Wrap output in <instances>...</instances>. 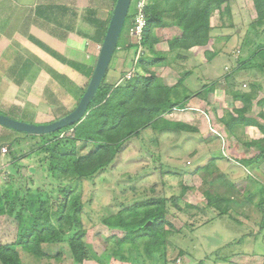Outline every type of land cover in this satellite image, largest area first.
Here are the masks:
<instances>
[{"label": "rangeland", "instance_id": "obj_1", "mask_svg": "<svg viewBox=\"0 0 264 264\" xmlns=\"http://www.w3.org/2000/svg\"><path fill=\"white\" fill-rule=\"evenodd\" d=\"M226 5L230 6L228 11L222 14L216 10L211 16L210 42L195 52L170 49L168 40L178 31L175 27L155 28L156 52L140 46L133 68L121 76L118 68L121 59H117L112 68L119 53L116 51L108 70L107 78L111 83L124 85L142 71L154 74L163 85L176 86L172 95L175 100H184L189 95L186 107L173 108L163 117L187 123L194 130L146 126L138 137L125 143L116 161L92 177L81 179L67 174L56 176L49 158L51 151L43 148L47 142L70 136L73 131L41 137L5 128L1 135L4 139L24 136L31 141L20 147L18 141L12 145L14 152H18L17 158L4 146V164L0 160L2 190L24 176L30 193L42 191L50 202L66 187H73L80 195L84 206L81 213L85 229L83 241L89 252V258L82 264H135L140 254L143 264H264V228L261 229L264 203L259 202L256 183L239 181L244 171L235 159L245 153L240 151L233 132L218 120L224 110L241 104V99L233 100L235 91L250 93L256 100L264 98L263 71L250 64L246 65L245 72L238 69L241 62H248L252 52L264 46V22L258 23L253 0H228L223 7ZM131 10L132 5L129 15ZM128 21L129 16L122 37ZM143 33H131L132 41L140 42ZM206 86L213 89L208 91ZM248 106L245 114L250 116L254 102ZM67 113L69 111L63 110L54 113L51 109L49 121L33 123H48ZM76 145L79 155L96 148L93 142L85 140H77ZM245 191L251 192L249 197L245 196ZM207 192L213 197L211 205ZM163 198L167 200L165 210L169 223L164 226L162 246H156L153 236L119 245L118 238H122L124 232L104 224L109 218L114 221L120 211ZM148 224L153 225V222ZM17 234V220L10 215L0 216V243H13ZM149 245H153L154 250L148 252ZM43 247L44 257L19 248L23 264H76L67 242L48 243Z\"/></svg>", "mask_w": 264, "mask_h": 264}, {"label": "trees", "instance_id": "obj_2", "mask_svg": "<svg viewBox=\"0 0 264 264\" xmlns=\"http://www.w3.org/2000/svg\"><path fill=\"white\" fill-rule=\"evenodd\" d=\"M225 3L228 4V0H148L145 8L148 23L140 42H134L126 47L132 52V59L128 61L126 67L133 68L140 46L148 48L152 53L156 52L154 45L158 38L153 33L155 28L176 27L181 31L177 35H172L168 40L171 50H189L194 46L207 45L213 32L211 16L216 10L222 14L228 11L230 6L223 7ZM253 3L257 11L258 23L262 24L264 22V0H253ZM137 13L136 3H133L130 15H128V27L131 19L133 20L132 26L135 25ZM109 20L110 18L100 27L98 26V32L92 36L100 43L104 40ZM249 64L264 67V46H259L256 51L252 52L248 62H241L238 69H246V65ZM124 71L127 70L124 69ZM233 72L236 73V69ZM107 74L89 106L87 115L80 122L55 132L71 130L73 134L63 137L64 139L55 138L43 145L44 150L51 151L49 158H51V166L56 176L67 174L76 179L92 177L116 161L125 143L138 137L141 129L146 126L153 125L162 130H194L187 123L171 121L163 117L173 108H184L187 105L189 95L181 101L175 100L172 96L176 86L163 85L154 74L147 75L142 71H138L136 76L126 80L124 85L109 82ZM230 76L231 74L228 77ZM206 88L208 91L213 89L212 86H206ZM233 98L244 102V108L236 111L240 116L249 109L248 103L252 101L253 95L235 91ZM222 120L228 130L233 132L236 117L228 114ZM44 135L46 134L41 137ZM24 139H26L24 136H19L10 141L11 145H7L10 149L9 154L13 158L18 157V152H14L12 145L18 141L17 144L20 147L22 146L20 142ZM77 140L91 141L96 148L88 154L79 155ZM41 169H44L43 165ZM25 183L26 177L23 176L18 178L16 183L9 184L6 189L0 188V216L10 215L18 222L16 240L10 244L0 243V263L23 264L19 248L38 257H44L46 255L44 244L67 242L74 262L82 264L83 260L89 258V252L83 241L85 229H83L81 213L84 206L80 195L76 194L73 187H66L62 188L59 195L50 202L42 191L35 194L30 193ZM207 195L211 205L213 197L209 192ZM166 201L163 198L153 199L147 204H136L125 211H120L114 221L111 218L106 219L104 224L109 228L124 232L123 237L118 238L119 245L128 240L135 242L142 237L153 236L156 239V246H162L165 243L162 240L166 233L164 226L169 223L165 210ZM143 206H146L145 209L140 211ZM149 221L153 222V225L148 224ZM148 248V252L154 250L153 245H149ZM159 256L162 262L163 253ZM136 257L138 259L135 264H143L141 254Z\"/></svg>", "mask_w": 264, "mask_h": 264}, {"label": "crops", "instance_id": "obj_3", "mask_svg": "<svg viewBox=\"0 0 264 264\" xmlns=\"http://www.w3.org/2000/svg\"><path fill=\"white\" fill-rule=\"evenodd\" d=\"M116 2L0 0V112L28 122L49 121L51 109L54 113L58 110L70 112L87 88L98 60L102 43L92 36L98 32V26L111 18ZM132 25L131 19L123 37H120V46L116 50L119 53L112 67H115L117 59H121L118 67L121 76L124 69L130 70L126 65L132 55L126 47L134 43ZM175 29L178 31L173 35L181 32ZM201 47L194 46L190 51L195 52ZM256 68L264 73V67L257 65ZM240 102L238 107L224 110L218 120L224 123L222 119L228 114L236 117L233 134L240 144V151L245 153L235 159L244 171L239 181L256 183L255 192L259 191V202L263 204L264 98L256 100L253 97L249 102H254L250 116L243 113L240 117L236 112L244 108V102ZM214 113L217 115L215 110ZM225 127L228 129L226 124ZM5 128L9 127L0 124V160L3 164L4 146L18 137L2 138ZM26 142L30 144L31 141L26 138L21 143ZM250 193L245 191V196L249 197Z\"/></svg>", "mask_w": 264, "mask_h": 264}, {"label": "water", "instance_id": "obj_4", "mask_svg": "<svg viewBox=\"0 0 264 264\" xmlns=\"http://www.w3.org/2000/svg\"><path fill=\"white\" fill-rule=\"evenodd\" d=\"M132 1L133 0H117L104 40L100 47L93 74L85 92L72 111L54 121L41 124L19 120L0 112V124L30 135H43L59 131L67 126L80 122L87 115L89 106L95 99L109 70L112 59L118 49V43L129 15Z\"/></svg>", "mask_w": 264, "mask_h": 264}, {"label": "built area", "instance_id": "obj_5", "mask_svg": "<svg viewBox=\"0 0 264 264\" xmlns=\"http://www.w3.org/2000/svg\"><path fill=\"white\" fill-rule=\"evenodd\" d=\"M133 3H136L138 13L136 14V23L131 28V33L142 34L148 23L147 15L145 12V8L147 6L148 0H133L132 5Z\"/></svg>", "mask_w": 264, "mask_h": 264}]
</instances>
